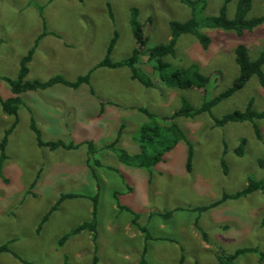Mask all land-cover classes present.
<instances>
[{"label":"rangeland","instance_id":"obj_1","mask_svg":"<svg viewBox=\"0 0 264 264\" xmlns=\"http://www.w3.org/2000/svg\"><path fill=\"white\" fill-rule=\"evenodd\" d=\"M26 2L0 0V39L5 41L0 42V139L16 120L8 136V156L0 168V245L7 243L9 249L0 253V264H86L87 258L89 262L93 243L88 232L72 235L61 245L58 239L77 223L90 220L86 202L96 193L97 264H217L216 253L220 250L225 254L238 248L264 252V226L260 225L263 191L228 198L203 212L194 210L219 200L223 194H234L246 186L249 178H264V168L258 164V159L264 158V118L255 120L259 138L250 121L212 125V116L243 110L250 98L255 109L264 110V87L257 76L215 104L211 115L202 112L175 118L192 144L189 171L185 169V140L151 168L127 166L114 157L119 150L138 152V129L149 122L142 108L158 117L171 115L182 98L199 107L228 88L239 74L235 47L244 44L250 59L264 49V21L241 36L223 28H199L210 38L206 47L192 34L178 37L174 54L163 57L169 63L165 71L195 65L208 77L205 92L201 93L197 88L180 89L160 83L153 62L145 59L138 70L151 85L131 79L127 66L96 68L114 31L118 36L111 60L120 61L131 54L135 46L129 24L131 8L138 10L149 46L168 42L169 22L184 21L191 15L190 7L180 0H30L32 6L18 16L19 7ZM237 2H228L229 18L234 16ZM222 3L207 0L203 8L197 5V16L217 15ZM263 10V0H251L247 16H258ZM24 20L29 21L26 27L22 26ZM39 30L50 35L47 43L41 39L47 34L37 36ZM36 40L38 47L28 64L26 79L46 80L60 75L75 81L89 72L91 90L86 83L76 88L54 83L46 89L28 90L20 96L22 103L14 118L2 110L1 100L10 94L9 84L2 78L17 77L21 57ZM30 118L44 141L60 139L77 146H39L30 129ZM242 139V153L237 155L234 148ZM111 143L114 145L109 146ZM93 156L101 165L88 162ZM220 160L226 164V172ZM114 191L120 192L121 205L135 211L137 222L152 236L146 241L143 257L144 233L132 222V211L117 207L111 193ZM65 192L83 197L66 198L49 213L51 205ZM167 210L173 211L169 218L156 214ZM45 215L48 217L44 221ZM235 264H264V260L246 252Z\"/></svg>","mask_w":264,"mask_h":264},{"label":"trees","instance_id":"obj_2","mask_svg":"<svg viewBox=\"0 0 264 264\" xmlns=\"http://www.w3.org/2000/svg\"><path fill=\"white\" fill-rule=\"evenodd\" d=\"M230 0H223V3L219 9L217 15L207 16L200 18L196 13V6L200 5L203 8L207 0H180V2L186 4L191 9V15L184 21L171 20L170 25V38L166 43H158L153 46H149L148 36L144 32L143 24L138 20V10L136 8H131L129 24L131 27V33L134 38L135 46L133 47L131 54L120 61H113L110 58L111 52L114 48L118 33L114 31L113 36L110 38L108 45L106 47L105 54L103 58L97 63L96 68L98 67H109V68H119L122 66H127L130 68L132 74L131 78H138L146 85H151L152 83L139 74V64L145 59L147 62H153L154 71L157 73L159 82L175 88L188 89V88H197L201 93L205 92L206 85L208 83V77L203 75L195 65H189L186 67H177L171 71H165L169 67V63L163 60V57L166 55H172L175 51V45L177 39L182 34H192L196 36L203 47H206L210 43V38L199 32V28H223L225 30H233L238 36L244 31H251L256 26L261 24L264 21V10L263 13L258 16L248 17L247 14L251 8V0H238L236 5L235 14L232 18H229L226 14V7ZM264 2V0H263ZM43 30L42 34L38 36L39 38L47 34ZM37 40L34 42V45L29 48L24 56L21 57L19 61V69L17 77L14 79L3 77L9 84V96L1 100L2 110L7 115L16 116L18 106L22 103V98L20 97L24 92L28 90H39L46 89L52 86L54 83H62L64 85L76 88L81 83H89L90 75L87 74L79 76L75 81H68L60 75H54L46 80L40 79H26L29 68L28 64L32 60V56L37 45ZM235 61L239 68V74L233 80L231 85L228 88L218 92L208 100H204L199 107H194L187 102L186 99H181V105L176 109L171 115L156 116L154 113L145 110L138 109L143 112L148 118L149 122L142 124L137 132V142H138V152L134 154H129L126 150H119L118 155L114 154V157L121 163H124L127 166H134L140 168H151L156 165L158 162L162 161L164 155L171 151L174 146L180 141L185 140L187 143V155L185 162V169L190 170L192 168V144L187 141L184 132L181 127L175 122L176 117H193L202 112H208L211 115V108L217 104L219 101L224 98H228L234 92L243 87V85L250 79L252 76H257L259 83L264 87V72L262 66L264 65V49L261 50L260 54L255 59H250L248 50L244 44H239L235 47ZM264 118V110H257L253 107V100L250 98L247 102L246 107L243 110H233L227 112L220 117H213V126H224L229 122H243L250 121L253 123L254 133L257 138H259L260 131L257 127L255 120ZM16 124V120L10 125L9 128L4 130L2 138L0 139V168L7 158L6 154V145L8 142V136L13 131ZM30 129L33 131L36 137L37 144L39 146H47L49 149H55L57 147H63L66 149L75 148L77 145L73 143H65L62 140L58 139L56 141H44L41 138V133L33 118H30ZM117 141V139H116ZM244 144V139L241 140L239 145L234 148V152L237 155L242 153V148ZM114 143L109 144L113 146ZM104 149V148H103ZM226 151V150H224ZM91 155L95 154L94 151H88ZM90 163L95 165H101L99 160L92 157L88 159ZM220 164L226 172V164L223 160H220ZM259 166L264 168V158L258 159ZM36 179L32 181L31 187H33L37 181ZM263 191L264 192V178L261 180H254L249 178L246 186L234 194H223L219 200L211 202V204L206 206L195 207L194 210L198 212H203L209 208H212L218 205L220 202L232 197H240L247 194H250L254 191ZM120 192L115 191L113 193L114 198L116 199L117 206L122 209L132 211L134 217L132 222L134 225L144 233V244L142 248V257L146 252V241L151 239L148 229L144 225H140L137 222L138 215L136 212L131 210L127 206L121 205L119 202ZM82 196L80 193L75 192H65L62 193L56 202L50 207V212L56 209V207L66 198H75ZM92 202V212L90 220L83 221L77 224L74 228L70 229L68 232L63 234L58 239V244H62L66 239L71 235L77 234L82 230L88 229L91 232L93 239L96 238L97 232V221L96 214L98 211V197L97 193L88 196ZM173 211L165 212H156L157 215L169 218L172 215ZM47 215L43 217L45 221ZM260 224L264 226V215L261 218ZM39 228V227H38ZM204 236V233H202ZM7 243L0 245V253L8 251ZM246 252H253L258 255L260 261L264 260V252L260 251L257 248H238L234 252L225 254L222 250L216 253L217 264H235V260L241 254ZM26 263V262H24ZM27 264V263H26ZM93 264V263H91Z\"/></svg>","mask_w":264,"mask_h":264},{"label":"crops","instance_id":"obj_3","mask_svg":"<svg viewBox=\"0 0 264 264\" xmlns=\"http://www.w3.org/2000/svg\"><path fill=\"white\" fill-rule=\"evenodd\" d=\"M24 1H27L26 2V4L27 5H25V4H22L21 5V7H19V11H18V16H19V14L22 12V10H26V9H28L27 7L28 6H32L30 3H29V1L30 0H24ZM2 7H3V5H1L0 4V15H1V11H2ZM33 10V9H32ZM28 20H24V21H22V26L23 27H26V24H28ZM19 23V21H16L15 22V25L17 26V24ZM37 27V26H36ZM38 27H39V25H38ZM40 29V28H39ZM42 32V30H39V32L37 33V36L40 34ZM16 33H17V35L18 36H20L19 34H18V31H16ZM50 35H45V36H43L41 39L44 41V42H46L45 40L49 37ZM21 37V36H20ZM26 37H28V36H26ZM31 37V36H30ZM33 40H31V42H32ZM0 42L1 43H3V42H5V41H3V39H0ZM47 43V42H46ZM37 47H38V45H37ZM36 47V48H37ZM33 58V57H32ZM33 60V59H32ZM32 62V61H31ZM31 62H30V65H31ZM132 79V78H131ZM87 85H89V90H91L90 89V84L89 83H86ZM65 86V85H64ZM51 87V86H50ZM49 88V87H48ZM63 89H65V88H63ZM9 90V89H8ZM37 92H40V91H37ZM30 111V110H29ZM36 111L35 110H33V113H35ZM67 115V113H65V116ZM86 117H87V115H86ZM12 133V132H11ZM7 154V153H6ZM106 155L107 156H111L110 154H108V153H106ZM8 156V155H7ZM101 164V163H100ZM104 167H105V165H104ZM115 192V191H114ZM114 192H111L112 193V196H114L113 195V193ZM82 195V194H81ZM118 196H120V194H118ZM81 197H83V196H81ZM97 197H98V193H97ZM87 202H86V207H90V209H89V211H87V213L89 214V215H91V212H92V202H91V200L90 199H88L87 198ZM99 201V200H98ZM225 201V200H224ZM52 206V205H51ZM118 207V206H117ZM135 212V211H134ZM70 220L68 219V220H66V222H69ZM83 221H85V220H83ZM83 221H81V222H83ZM261 221V220H260ZM65 222V223H66ZM81 222H79V223H81ZM79 223H77V224H79ZM76 224V225H77ZM97 225H98V222H97ZM261 225V224H260ZM140 230V229H139ZM88 232L89 234H90V239H91V242L93 243V248H92V255H91V259L89 260V262H88V258L86 259V264H87V262H88V264H91V263H93V264H97V261H98V257H97V254H96V252H97V250H98V248H97V243H96V239H97V237H98V229H97V227H96V232H97V236H96V238L95 239H93V237H92V234H91V232L90 231H86V230H82L81 232ZM81 232H79V233H81ZM79 233H77V234H79ZM65 234V233H64ZM74 235H76V234H74ZM62 236V235H61ZM60 236V237H61ZM72 236V235H71ZM67 240V239H66ZM65 240V241H66ZM64 241V242H65ZM63 242V243H64ZM62 243V244H63ZM61 245V244H60ZM86 251H88V249H87V247H86ZM24 263V262H23ZM24 264H26V263H24Z\"/></svg>","mask_w":264,"mask_h":264}]
</instances>
